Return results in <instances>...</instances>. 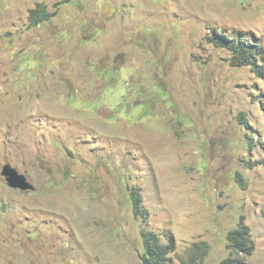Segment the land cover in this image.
<instances>
[{
    "label": "rangeland",
    "instance_id": "obj_1",
    "mask_svg": "<svg viewBox=\"0 0 264 264\" xmlns=\"http://www.w3.org/2000/svg\"><path fill=\"white\" fill-rule=\"evenodd\" d=\"M214 30L264 45V0H0V264H142L144 228L220 264L243 225L264 264V59Z\"/></svg>",
    "mask_w": 264,
    "mask_h": 264
},
{
    "label": "trees",
    "instance_id": "obj_2",
    "mask_svg": "<svg viewBox=\"0 0 264 264\" xmlns=\"http://www.w3.org/2000/svg\"><path fill=\"white\" fill-rule=\"evenodd\" d=\"M54 16L55 14L50 12L44 3L37 4L30 12V26L38 27L50 21ZM224 32V30H214L212 33L214 38L212 40L217 46L233 52V56L229 60L231 65L234 67L254 68L255 65L261 63L258 59L263 55V48L262 42L258 38L253 35L245 38L242 37L238 45L235 36H228ZM239 38L237 39L239 40ZM242 115L246 118L245 114ZM247 127L250 128V125L248 124ZM248 139H250V142L253 140L250 135ZM239 182L244 187L243 178H240ZM133 190L131 196L134 206V216L136 220L142 218L145 222H148L150 213L143 207V198L140 189L135 188ZM141 236L143 238L142 264H168V256L176 250L174 235L171 232L154 233L144 228L141 230ZM227 246L231 249L229 256L220 264H249L248 259L255 252V244L251 238L249 227L243 225L231 231L228 234ZM207 253L208 246L206 244H197L195 250L191 251V255L188 257L186 264H204Z\"/></svg>",
    "mask_w": 264,
    "mask_h": 264
},
{
    "label": "water",
    "instance_id": "obj_3",
    "mask_svg": "<svg viewBox=\"0 0 264 264\" xmlns=\"http://www.w3.org/2000/svg\"><path fill=\"white\" fill-rule=\"evenodd\" d=\"M2 176L5 178L8 186L14 190L29 191L34 190L35 187L30 183L27 177L20 174L16 169L12 168L11 165L6 164L2 170Z\"/></svg>",
    "mask_w": 264,
    "mask_h": 264
},
{
    "label": "clouds",
    "instance_id": "obj_4",
    "mask_svg": "<svg viewBox=\"0 0 264 264\" xmlns=\"http://www.w3.org/2000/svg\"><path fill=\"white\" fill-rule=\"evenodd\" d=\"M262 48H263V55H261V58L260 59H258V61H260L261 63L263 62V59H264V45L262 44ZM261 63H258V65H255L254 66V68H251V69H254V71L256 72V70H257V68L259 67V65L261 64ZM255 67H257L256 69H255ZM250 68V67H249ZM252 238V237H251ZM254 242V241H253ZM255 244V243H254ZM255 247H256V245H255Z\"/></svg>",
    "mask_w": 264,
    "mask_h": 264
}]
</instances>
